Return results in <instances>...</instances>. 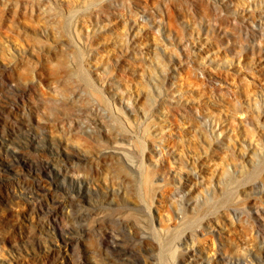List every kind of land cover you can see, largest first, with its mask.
Segmentation results:
<instances>
[{
  "label": "rangeland",
  "instance_id": "obj_1",
  "mask_svg": "<svg viewBox=\"0 0 264 264\" xmlns=\"http://www.w3.org/2000/svg\"><path fill=\"white\" fill-rule=\"evenodd\" d=\"M260 12L264 0H0V264L264 262ZM73 103L134 137L135 163L114 161L103 125L77 140ZM227 210L236 226L199 231ZM123 225L111 249L101 232ZM192 232L199 253L174 254Z\"/></svg>",
  "mask_w": 264,
  "mask_h": 264
},
{
  "label": "bare ground",
  "instance_id": "obj_2",
  "mask_svg": "<svg viewBox=\"0 0 264 264\" xmlns=\"http://www.w3.org/2000/svg\"><path fill=\"white\" fill-rule=\"evenodd\" d=\"M260 13L264 14L263 12H260ZM255 18H257L259 20L260 16H255ZM259 25H260L259 27H256L253 24L252 29H253L254 33H257V31H259L260 28H262L261 24H259ZM75 33L81 42L82 41V37H81L82 32H81L80 28L76 27ZM86 36L88 37L89 35H86ZM129 40H130L129 38L126 39L125 41L122 40V41H124V42H122V46H124L125 43L127 45H129L128 44V43H130ZM240 47H241V45L238 44L237 46L235 45L233 48L238 51V50H240ZM134 54H135V52H134ZM155 85L158 88L160 87V85L157 84V82L155 83ZM122 93L124 94V92H122ZM122 93H121V98H123V96H124ZM130 99L131 98L129 97L128 98V104L129 105L131 104ZM73 105L74 106H71V108H69L67 110V112H69V114L72 116V122L70 123V125H71V129L73 131L75 130V132H76V135L78 137L77 140H79L81 138V136H83L82 133H84V132H88L91 135L96 136L97 127L95 125H97V124L103 125V126H105V128L104 129L99 128V129L104 131L105 132L104 134H106V136H107V141L109 143L108 149H109V152L112 154L111 156L114 158V161L118 160L121 163H123V162L129 163L128 164L129 167H130V161H132V163H135V160L132 159V152L134 151V149H133L134 146H136V145L138 146L139 143L136 144L134 142V139H133L134 137H132L130 135L127 136L126 133L121 131V128L119 130L118 125L116 127H114L113 131L109 130L108 127L104 124V120L100 117L101 115H99V114H95V115L88 114L85 109L80 108V107H76L77 105H80V104L73 103ZM83 105H85V104H83ZM83 105H81V106H83ZM116 109H119V108L116 107ZM83 116H86V117L90 116L92 118H89V117L85 118ZM76 117L78 118V120H75ZM125 118L127 120L128 125L130 127H132L133 124L130 120V117L125 116ZM205 137L210 142L209 136L205 135ZM131 140L133 142H131ZM138 141L139 140H136V142H138ZM221 142L222 141H219L218 143H215V144H222ZM212 145H213V143H212ZM68 146L69 145H67V147ZM68 149L70 150L72 148L68 147ZM69 150H66V151H69ZM175 160H176V162H178L179 165H182L185 162V159L182 157L181 153L176 156ZM142 166L145 169L142 173V183H143L144 188L146 190L145 193L150 195V193L152 192V186L154 185V182H152L151 173L147 169V167H145L144 163ZM206 177L210 178L205 174H200V177L199 178L197 177V180H199V182H203ZM84 178H85V180L90 179L88 176H85V175H84ZM261 179H262V181H264V177H261ZM205 184H206V182H205ZM256 189L260 190V189H262V187L260 185H257ZM252 191H253V189L249 190V192H252ZM182 209L183 208L180 209V212L182 213L181 214V220H182V222H185L188 215ZM263 210H264L263 206L258 205V206H256V209L254 212L251 211L256 217L260 218L262 225H264V212H263ZM223 214L217 213L214 216V218H211L208 220L207 224H201L199 231L203 232V231H206V229H208V228L211 229L215 225H223L224 223L227 224V221H228V224L230 223V225L232 227L237 225V221L235 219V217H236L235 214H231L229 210L225 211ZM223 216L226 217V219L223 218ZM152 228L159 238L168 237L170 235V232L172 231L171 228H169V227L157 229L156 227H153V225H152ZM257 232L258 233H256V231H254L255 235L251 236V239L252 240L255 238L259 239V237H260V241H262V243L264 244V231L261 232L260 230H257ZM102 233H104V236L106 238L108 246H110L111 249L119 251L121 249V247L123 246V241H124L126 234H130L131 232L129 230V227H127L126 225H123V226H120L119 228L114 227L111 230L105 229L101 232V234ZM218 233L220 236L222 235L221 229L218 230ZM198 238H199V235L197 232L196 233H193V232L190 233L188 235V237H185L184 239L181 238L178 242H175L173 245L175 247L174 248V254L176 252V254L181 253V256H184V253H183V251H184V252L189 253V254L192 253V255L195 256L197 253H199V250H198L199 246L196 243V239H198ZM248 241L249 240H247V238L246 239L243 238L242 240L241 239L240 240H237V239L232 240V244L234 245V247L237 251L236 253H238V254L240 252L243 253L244 245L246 243H248ZM180 242H183L185 246H181ZM222 244H223V242H222ZM184 247H187V251H185ZM145 248H147L148 250L152 249L151 247H145ZM221 255H220V257L223 260L220 262V264H225V263L241 264L240 258H238L237 260H233V259H230L229 255L227 253H224L223 256H221ZM137 258L138 257L132 258V259L137 260ZM172 264H188V261L187 260L181 261V259H179V257H177V258L173 259ZM261 264H264V262L261 261Z\"/></svg>",
  "mask_w": 264,
  "mask_h": 264
}]
</instances>
